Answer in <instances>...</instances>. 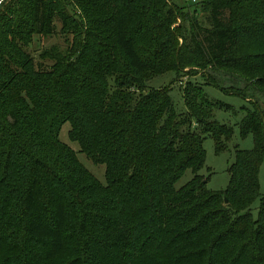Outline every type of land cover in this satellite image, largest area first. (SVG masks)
<instances>
[{"label": "trees", "instance_id": "trees-1", "mask_svg": "<svg viewBox=\"0 0 264 264\" xmlns=\"http://www.w3.org/2000/svg\"><path fill=\"white\" fill-rule=\"evenodd\" d=\"M201 6L202 21L168 0H0V264H264V0L186 11ZM58 23L68 47L45 49L53 64L37 68L25 49ZM187 67L252 106L239 127L254 148H236L225 190L200 172L205 137L219 155L234 136L214 107H235L192 82L185 114L170 88L145 93ZM221 75L246 85L223 86ZM66 123L106 166V186L61 143Z\"/></svg>", "mask_w": 264, "mask_h": 264}, {"label": "rangeland", "instance_id": "rangeland-1", "mask_svg": "<svg viewBox=\"0 0 264 264\" xmlns=\"http://www.w3.org/2000/svg\"><path fill=\"white\" fill-rule=\"evenodd\" d=\"M3 1V0H2ZM170 4L176 5L179 7L181 11H185L186 14H189V18H196L198 20L203 19L202 14V6L199 13L190 14L186 11L188 7H195L198 3H202V0H168ZM197 2V3H196ZM181 21L178 20L177 23L173 26L176 28L181 26ZM183 23V22H182ZM185 25V24H184ZM61 24H57V33L50 37H34L33 41L26 47V52L33 59L34 64L37 68H50L53 64L50 61H44L41 58V54L45 49H49L51 47H59L62 51H65L68 47V42L65 36L60 33ZM185 74H182L178 80L177 74L175 72L165 73L161 76L155 77L149 80L146 83L145 93L149 92L153 89H162V88H170V95L172 97L175 109L180 114H185L187 112V107L185 105L184 100V91L189 82L200 84L205 86L206 77L205 75L199 71L195 67H187L185 70ZM224 75V74H223ZM218 76V79L222 81V85L229 87L232 84L238 86L239 88L244 87L246 85L240 79H237V76ZM112 83V82H111ZM205 91L208 95V98L212 101H222L231 106L235 107V111L232 110H224L220 109V107H214L213 109V119L218 121L221 124H227L232 126L234 129V136L232 141L228 145V150L221 154H216L215 144L213 139L210 136H206L205 138V149L207 152L206 164L204 168L201 170L200 174L206 177L208 182V188L213 191H221L225 190L229 185L230 175L229 168L235 162V153L236 148L242 150H252L254 148V137L253 135H248L246 138L242 137L240 131V122L242 118L246 115V109H252V106L248 101L232 95L231 93H226L219 91L211 86H205ZM261 107H264V99H260ZM245 108V109H244ZM212 119V118H211ZM71 125L70 123H66L60 132V141L65 146L69 147L73 152H75L78 160L85 166L89 172L93 175V177L101 183L103 186L107 184L106 181V166L101 164H94L90 158H88L85 154L81 152V148L78 143L72 141L70 137ZM194 174L191 170H188L183 178L177 183L176 187L181 188L186 185L192 178ZM260 182H261V194L264 196V161L261 166L260 171ZM260 206V200H257L252 209L253 213L256 216L258 213V208ZM44 264H51L50 262ZM55 264H60V262H56Z\"/></svg>", "mask_w": 264, "mask_h": 264}, {"label": "water", "instance_id": "water-1", "mask_svg": "<svg viewBox=\"0 0 264 264\" xmlns=\"http://www.w3.org/2000/svg\"><path fill=\"white\" fill-rule=\"evenodd\" d=\"M228 202V200H226V203Z\"/></svg>", "mask_w": 264, "mask_h": 264}, {"label": "built area", "instance_id": "built-area-1", "mask_svg": "<svg viewBox=\"0 0 264 264\" xmlns=\"http://www.w3.org/2000/svg\"><path fill=\"white\" fill-rule=\"evenodd\" d=\"M193 1H195V0H193Z\"/></svg>", "mask_w": 264, "mask_h": 264}]
</instances>
